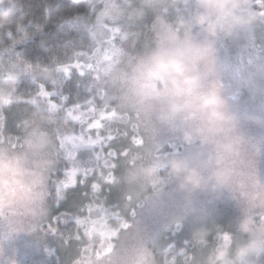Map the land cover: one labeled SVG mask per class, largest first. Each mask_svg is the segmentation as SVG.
I'll use <instances>...</instances> for the list:
<instances>
[{
  "label": "rangeland",
  "instance_id": "1",
  "mask_svg": "<svg viewBox=\"0 0 264 264\" xmlns=\"http://www.w3.org/2000/svg\"><path fill=\"white\" fill-rule=\"evenodd\" d=\"M229 2L239 5L241 0ZM242 2L247 25L211 40L193 27L189 39L210 45L205 67L228 110L238 117L232 156L239 153L240 161L247 160L257 181L264 183V0ZM11 4L0 0V9ZM105 6L107 16L100 9L96 16L111 18V25L122 28L123 47L96 58L99 86L120 110L117 117L130 128H139L143 139L126 159L117 161L115 182L97 194L119 211L121 223L86 225L79 247L73 238L60 236L58 229L70 222L55 224L53 231L52 218L66 215L72 205L55 198L45 201L53 133L35 126L16 137L20 145L16 148L12 147L16 138L8 142L0 137V264H209L221 241L235 246L250 237L264 238V225L252 223L250 217L255 219V209H264V195L258 198L254 185L217 193L181 191L174 182L159 190L147 186L144 174L153 165L166 166L172 157L195 159L205 148L198 141L185 144L173 127L159 123L160 106L140 103L131 95L125 69L157 46L154 33L165 32V22L174 29L178 18L190 21L200 11L195 0H106ZM75 79L88 92L83 101L87 100L94 81L89 74L77 73ZM245 116H256L259 123ZM128 144L127 138L114 142L117 149ZM76 152L81 163L88 162L82 154L91 153L89 146H78ZM57 163L64 167L63 159ZM232 167L244 172L241 164ZM105 170V179H113L108 165ZM197 233L204 235L198 239ZM262 256L250 258L251 264Z\"/></svg>",
  "mask_w": 264,
  "mask_h": 264
},
{
  "label": "clouds",
  "instance_id": "2",
  "mask_svg": "<svg viewBox=\"0 0 264 264\" xmlns=\"http://www.w3.org/2000/svg\"><path fill=\"white\" fill-rule=\"evenodd\" d=\"M195 4L200 11L190 21L178 18L174 29L165 22L167 30L154 33L157 46L125 69L131 95L140 103L151 101L160 106L159 123L173 127L185 144L198 141L205 148L195 159L172 157L166 166L153 165L144 174L147 186L159 190L174 182L181 191L217 193L251 184L259 198L264 195V183L229 163L236 147L231 137L239 120L228 110L205 67L204 57L210 45L189 39L193 27L211 40L247 25V17L240 11L243 2L238 5L229 0H195ZM7 19L0 15V26ZM244 119L259 123L256 116ZM203 235L196 234L198 239ZM258 254H264L262 237H250L235 246L221 241L211 253L209 264H251L250 258Z\"/></svg>",
  "mask_w": 264,
  "mask_h": 264
},
{
  "label": "snow or ice",
  "instance_id": "3",
  "mask_svg": "<svg viewBox=\"0 0 264 264\" xmlns=\"http://www.w3.org/2000/svg\"><path fill=\"white\" fill-rule=\"evenodd\" d=\"M97 2L100 14L107 16L106 0H97ZM111 7H115V3ZM122 32V28L106 21L98 42L91 52H81L80 60L57 67V71L66 77L73 70L81 76L85 74L91 76L96 87L87 100L67 105L63 97L54 99L53 92L43 83L38 84L37 91L30 98L34 110L39 109L44 114L55 116V124L49 126V131L55 129V135L53 150H50L52 167L47 177L45 201L55 198L58 203L67 202L75 209L74 211L70 209L68 214L62 217H53L52 230H55V224L71 222L74 226L72 238L77 242L78 247L84 238L83 230L86 225L97 221L112 226H119L121 223L119 211L109 207L103 196L97 195L103 193L105 185L115 182L114 170L117 161L126 159L130 152V147L117 149L114 142L127 138L130 146H140L143 143L139 128H130L117 117L116 113L120 110L116 108L115 102L108 98L107 90L99 86L96 58L107 56L110 50L123 47ZM12 77L13 75L9 74L8 78ZM81 145L91 148V153L82 154L88 157L86 163H81L77 159L76 148ZM18 146H20L19 138H16V143H13L12 147ZM61 159L65 162L63 168L57 163ZM229 163L231 166L241 164L246 174L253 175L249 170V162L240 161L239 153L232 156ZM105 165L109 166L113 177L111 180L105 179L108 174ZM78 190L82 191L77 195ZM255 210V219L250 215L251 222L264 225V209Z\"/></svg>",
  "mask_w": 264,
  "mask_h": 264
},
{
  "label": "trees",
  "instance_id": "4",
  "mask_svg": "<svg viewBox=\"0 0 264 264\" xmlns=\"http://www.w3.org/2000/svg\"><path fill=\"white\" fill-rule=\"evenodd\" d=\"M11 3L9 8L0 9V15L8 17L0 26V137L8 142L35 126L49 130L55 124V116L34 110L30 103L38 84L52 91L54 99L63 97L67 105L83 102L89 95L81 82L76 83V71L66 77L57 67L81 59V52H91L106 22L96 16L100 9L97 0ZM9 74L13 75L11 79ZM50 132L55 135L54 128ZM70 209L74 210L70 206L65 214ZM73 228L70 222L57 232L72 239ZM256 264H264V256Z\"/></svg>",
  "mask_w": 264,
  "mask_h": 264
}]
</instances>
